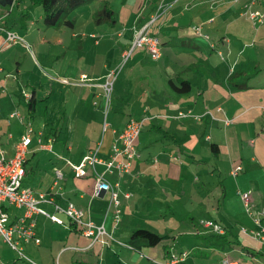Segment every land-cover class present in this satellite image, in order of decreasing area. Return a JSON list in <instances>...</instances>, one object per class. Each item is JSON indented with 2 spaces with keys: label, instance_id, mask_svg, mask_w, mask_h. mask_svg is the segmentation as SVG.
I'll return each instance as SVG.
<instances>
[{
  "label": "crops",
  "instance_id": "1",
  "mask_svg": "<svg viewBox=\"0 0 264 264\" xmlns=\"http://www.w3.org/2000/svg\"><path fill=\"white\" fill-rule=\"evenodd\" d=\"M253 1L179 0L164 7L152 22L160 0H102L99 10L93 11L87 22L83 20L84 29L92 31L90 37L100 46L102 42L94 31L105 33L104 39L108 34L105 22L95 24L94 18L103 4L109 3L114 19L108 24L116 27L121 21L124 25V30H117L119 42L102 61L87 66L69 64L62 79L56 78L58 83L78 89L74 103L67 101L60 112L53 103V86L45 99L38 98L36 88L32 95L22 94L29 107V115L21 118L22 122L12 121L13 113L20 111L18 97L13 94V84L22 91L19 75L7 71L5 65L17 63V72L21 71L16 62L19 43L10 45L9 32L24 38L7 24L1 28L0 151L7 157L14 156L16 144L32 128L24 185L37 196L51 194L62 207L75 203L84 210L85 222L105 224L115 239L96 241L64 213H59L63 224L37 215L36 235L41 242L23 243L34 261L163 264L173 252H186L181 264H221L224 257L235 264H264V241L252 234L258 229L254 216L264 207V24L256 27L246 14L249 5L264 10V3ZM22 4L19 0L12 8V4L0 3L6 9L2 21L16 9L26 14ZM149 23L150 34L162 40L163 55L155 60L145 49L134 52L114 80L119 104H112V115H104L103 79L118 68L124 51L131 46L132 27ZM197 27L209 38L200 36ZM85 42L89 43V38ZM83 74L92 79V85L80 82ZM183 81H189L190 91H180L179 87L185 86ZM44 101L50 102L45 115L51 116L48 121L52 127L47 130L48 123L42 124L33 137L36 130L31 117ZM208 111L215 118L179 117L180 112L202 115ZM67 116L69 123L63 120ZM132 117L144 119V127L137 140L140 157L131 172L119 174L98 164L95 168L88 166L86 176H77L72 164H80L91 151L99 149L100 157L110 159L114 143ZM105 121L112 126L108 131ZM92 131L97 134L86 140ZM62 132L70 135L65 146L59 143ZM75 139H79L77 146ZM238 166L243 170L235 176L233 171ZM59 169L64 177L57 182ZM98 173H105L107 180L119 185V218L110 194H94ZM31 176L33 186L25 182ZM247 191H252V215L246 212L241 197ZM43 206L55 212L53 204ZM8 209L14 219L24 212L16 207ZM175 211H180V218L173 214ZM202 219L214 220L224 232L209 231L200 224ZM137 229H149L166 238L157 246L143 247L142 251L150 248L147 254L138 252L129 244ZM8 249L12 248L1 242L2 264H27Z\"/></svg>",
  "mask_w": 264,
  "mask_h": 264
},
{
  "label": "built area",
  "instance_id": "2",
  "mask_svg": "<svg viewBox=\"0 0 264 264\" xmlns=\"http://www.w3.org/2000/svg\"><path fill=\"white\" fill-rule=\"evenodd\" d=\"M179 0H160L158 11L152 16V22L156 21L160 17L161 10L168 7L170 3L177 2ZM239 2L241 0H234ZM257 0L252 3L255 4ZM264 3V0H261ZM19 0L12 1V8L16 6ZM247 16L252 23L258 27L264 24V10L254 9L252 5L248 6ZM150 24L143 27L133 26V40L128 50L123 53V62L120 68L113 69L107 76L106 81L103 84L104 95L106 98V105L111 102V94L114 89L115 77L119 74L120 70L124 67L128 59L133 55L137 49H145L149 52L151 57L155 60H159L163 55L162 40L159 36L150 34ZM197 33L200 36L209 38L208 35H203L201 27L196 28ZM21 37L14 32H9V42H16ZM214 47V45H213ZM221 53V52H220ZM80 82L92 85V79L83 74L80 77ZM221 109V108H220ZM205 115L214 117L212 111H208L202 115H195L191 112H180L179 117L194 116L197 119L203 118ZM226 124H230V120H225ZM144 127V119L139 120L131 118L120 134L118 140L113 145V152L110 159H104L99 156V149L92 151L88 154L84 160L76 165L72 164V167L77 176H86L88 174L87 167H96L98 164L105 165L107 170L115 169L119 174H127L132 170L134 161L140 157V152L137 146V140L139 139ZM112 126L105 121L104 129L108 131ZM33 129L30 128L22 139L16 144L15 154L12 157H7L3 151H0V245L1 242H6L14 251L18 252V256L21 260H24L27 264H39L34 261L26 251L23 243L35 241L39 244L41 241L36 235V216L43 215L51 220L63 224V219L59 216V213H64L71 221L83 228L84 234L93 237L96 241L104 239H114V236L109 232L105 224H97L93 221L84 220L85 212L79 208L75 203L70 202L66 207H62L56 203L53 196L49 193H41L39 196L35 194V191L24 185L26 176V161L29 151V144L31 142ZM243 170L242 166H238L233 174L236 176ZM64 177L63 172L57 170V182ZM119 185L112 184L105 178V173H98L95 182V196H101L103 194H110L111 205H114L116 210V217L119 218L121 210L119 206L120 193L118 191ZM252 191L242 192L241 197L244 201L246 212L253 214L252 212ZM130 197V194H126ZM43 204H53L55 206V212H51L46 209ZM9 207H16L23 210V214L14 219L9 211ZM264 207L257 211L254 216V220L258 229L252 230V234L264 241ZM200 224L207 228L209 231L215 233H223L224 228L214 220L202 219ZM247 231V229H244ZM187 253L173 252L168 260L163 264H181L186 257ZM2 258L0 254V264H2ZM57 264H61L58 262ZM221 264H235L229 257H224Z\"/></svg>",
  "mask_w": 264,
  "mask_h": 264
},
{
  "label": "rangeland",
  "instance_id": "3",
  "mask_svg": "<svg viewBox=\"0 0 264 264\" xmlns=\"http://www.w3.org/2000/svg\"><path fill=\"white\" fill-rule=\"evenodd\" d=\"M100 2H102V0H94L91 3L84 5L78 8L77 10H75L74 12H72L69 18L74 21L73 27L66 25L60 27L47 26L43 19L44 12L42 7L33 4L31 0H23V4L21 6L22 10H24L23 12L25 13L27 12L26 14H29L28 16H23V14L19 13V11L16 9V11L10 13L9 14L10 16L8 15L6 19L2 21L1 16L3 13L5 14L6 9L5 7L0 5V30L3 26H6L7 24L11 29L16 30L17 33L19 32L21 36H23L24 38V40L21 38L16 42H10V45L19 43L18 58L16 59V62H19L21 71L17 72V70L19 69L17 68L19 67L17 63L13 65L14 67L10 65H5L7 71L19 75V82L22 86V91H21L18 89L16 84H13L14 85L13 94L18 97L17 100L19 103L18 108L20 110L19 111L20 116H17V114L19 113L17 112L18 111L17 109V111L13 113V117L15 116L14 117L15 119L12 118V121L15 122H17L18 120L21 121V118L24 119L27 115H29V107L25 102L24 98H22V94L28 93L32 95L35 88L38 90V95H39L38 98L45 99L50 96L51 89L53 86L56 89V99L55 101H53V103L57 105V111L59 112L61 111V108L64 105H66L67 101L72 102L71 104L74 103L78 93L77 92L78 89L75 90L69 85L68 86L62 85L58 83L56 78L62 79L61 76L66 73V68L69 64L87 66L91 62L102 61L105 58L106 52L112 46H115L119 42L117 30L123 28L124 26L121 21L117 23L116 27H113L108 23H104V26L106 28L105 32H107L108 36L106 39H104V36L106 35L105 33H103L102 31L100 32L94 31L96 36L102 42L100 46H96L95 39L90 37V33L92 31L86 30V28L84 29L83 26L84 24L82 22L83 20L86 21V19L90 17V14L93 11L99 10ZM102 8L103 6L101 7V9ZM96 18H97V14L95 15L94 18L95 24L97 23ZM95 24L91 23V26L94 27ZM114 28H116V30ZM74 33H76V35L73 37ZM87 38H89V43L86 44L85 41ZM130 58L128 59V61L130 60ZM128 61L125 63L124 67L120 70L119 74L125 69ZM120 62L121 63L118 65V68H120L122 65L123 57H121ZM108 74L105 76V79H103V82L106 81ZM68 82L74 84L73 79H69ZM24 89L25 91H23ZM20 95L21 98H19ZM115 96L116 93L115 90L113 89V92L111 94V102L108 106L107 105L105 106L104 115L106 114L108 116L109 114L112 115L113 114L112 104L114 105L116 103L119 104L118 102H116ZM47 101L40 102L41 105H39L37 109V113H34L33 116L31 117L33 127L36 130V132L33 134V137L37 136L38 129L41 128L42 124L48 123L47 130H51L52 125L49 124L50 121H48V118H51V116L48 117L45 115V112L47 111L46 105L50 104V102ZM98 102L100 103L101 101L98 100ZM69 109L70 108H68V110ZM50 112L52 113L51 108H49V113ZM63 120L66 121L67 123H69L70 121L68 116ZM62 122L63 121L61 120L60 121L61 126H62ZM67 123L64 125L65 128ZM23 124L25 125V127L28 126L27 123H23ZM56 126L59 127L58 124H56ZM144 132L147 133V129H145ZM96 134L97 132L95 131L88 133V137L86 138V140H90ZM59 138H60L59 143H61V145L63 146H65L66 143L70 142L69 139L70 135L67 136L65 132H62ZM47 142L48 140L45 139L44 143ZM78 143H79V139H75V143H74L75 146H77ZM44 160L46 159L44 158ZM47 162H50V160H48ZM32 180L34 181V178H32L31 176L28 177L25 182L28 185L33 186ZM182 212L183 214H185L184 210ZM173 214L177 218H180L181 215L180 211H175V213ZM169 216H171V213L169 214ZM173 221H177V220L175 219ZM148 249H144L142 253L147 254L146 250ZM8 251L12 253L13 256L16 257L18 256L17 251H14L12 249L11 250L8 249ZM108 263L118 264L114 262H108ZM69 264L72 263L69 262Z\"/></svg>",
  "mask_w": 264,
  "mask_h": 264
},
{
  "label": "trees",
  "instance_id": "4",
  "mask_svg": "<svg viewBox=\"0 0 264 264\" xmlns=\"http://www.w3.org/2000/svg\"><path fill=\"white\" fill-rule=\"evenodd\" d=\"M13 0H0L3 5L12 4ZM33 4L39 5L43 9V19L47 26L60 27V26H74V21L69 18L70 14L76 9L91 3L94 0H31ZM114 11L109 3H104V7L97 14V22L108 23L113 21ZM24 14L23 16H28ZM180 91L188 92L191 89L189 81H183ZM30 105L31 100L29 101ZM166 236H162L149 229H137L132 233L130 245L133 246L138 252H142V248L149 246H157Z\"/></svg>",
  "mask_w": 264,
  "mask_h": 264
}]
</instances>
